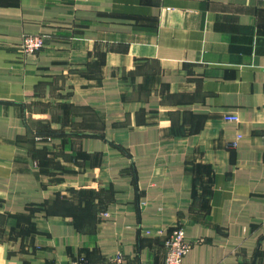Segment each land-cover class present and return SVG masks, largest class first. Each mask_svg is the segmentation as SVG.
<instances>
[{"label": "crops", "instance_id": "crops-1", "mask_svg": "<svg viewBox=\"0 0 264 264\" xmlns=\"http://www.w3.org/2000/svg\"><path fill=\"white\" fill-rule=\"evenodd\" d=\"M177 227L264 264V0H0V264H166Z\"/></svg>", "mask_w": 264, "mask_h": 264}, {"label": "built area", "instance_id": "built-area-1", "mask_svg": "<svg viewBox=\"0 0 264 264\" xmlns=\"http://www.w3.org/2000/svg\"><path fill=\"white\" fill-rule=\"evenodd\" d=\"M47 45V37L43 35H25L22 39L21 49L25 55H35L42 51ZM228 121L237 122V117L228 116ZM166 264H183V259L192 248L187 241L183 227H177L166 242Z\"/></svg>", "mask_w": 264, "mask_h": 264}]
</instances>
